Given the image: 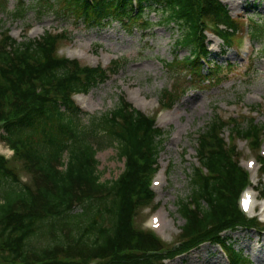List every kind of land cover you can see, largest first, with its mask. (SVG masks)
I'll return each instance as SVG.
<instances>
[{
  "label": "trees",
  "instance_id": "trees-1",
  "mask_svg": "<svg viewBox=\"0 0 264 264\" xmlns=\"http://www.w3.org/2000/svg\"><path fill=\"white\" fill-rule=\"evenodd\" d=\"M7 3L0 0V7L6 9ZM17 3L14 16L23 18L30 6L26 0ZM37 5L41 16L54 12L90 29L118 23L128 33L153 29L151 14H163L158 24L177 27V48L190 50L167 63L175 79L162 97L168 108L190 88H203L197 83L221 84L235 68L229 61L209 59L210 29L227 48L241 29L219 0H40ZM259 19L248 23L251 40L264 38V17ZM2 35L0 132L32 183L23 184L0 156V264H164L204 244L218 245L229 264H253L224 236L240 228L264 230L239 207L250 174L238 162L237 146L225 141V131L257 149L264 142L263 125L255 118L211 119L198 138L192 192L178 205L185 222L180 241L166 248L151 232L134 226L139 208L156 197L151 180L164 148L163 130L124 99L112 111L88 116L84 125L73 101L74 94L88 93L118 73L120 61L108 70L57 58L66 34L45 32L25 43L5 31ZM108 145L116 146L125 169L116 180L102 182L96 156ZM78 207L82 212L76 214Z\"/></svg>",
  "mask_w": 264,
  "mask_h": 264
},
{
  "label": "rangeland",
  "instance_id": "rangeland-1",
  "mask_svg": "<svg viewBox=\"0 0 264 264\" xmlns=\"http://www.w3.org/2000/svg\"><path fill=\"white\" fill-rule=\"evenodd\" d=\"M38 1L26 0L30 6L28 12L23 18H16L14 11L18 7V0H8L6 9L0 7L2 32L5 31L19 43H25L28 39L38 40L45 32L66 34L67 38L59 44V54L79 61L81 67L100 65L109 70L114 67L115 61H120L122 66L119 72L106 83L97 85L88 93L75 95L73 100L83 113L80 116L84 125L89 121L88 116H101L112 111L122 99L149 118H156L158 127L164 132V136L160 137L164 148L160 154L159 167L161 172H165V180L153 187L156 199L148 208L138 211L135 227L152 230L150 218L153 213L161 212L169 224L167 234L163 236L167 243L165 247L176 246L185 223L178 212V205L181 200L188 199L192 192L190 179L193 169L199 165L197 150L200 133L217 116L223 119L236 117L238 122L255 118L257 123L264 126V38L250 40L248 27L251 19L264 17V0H223L241 29L232 41L231 48H227L213 32H208L209 59L212 63L224 65L229 61L235 68L228 77L221 79V84L205 87L197 83L203 88L187 90L171 111L165 110L166 106L162 102L163 94L171 90L175 80L167 63L176 57L188 56L190 50L177 48L176 42L181 35L177 27L158 24L163 14H151V20L156 23L153 29L128 33L118 23L102 29H90L54 12L41 16ZM76 52H82L83 55L77 57ZM254 107L257 109L253 110ZM167 116L173 118L169 120ZM246 125L244 122L243 126ZM2 134L4 136L5 132L1 131ZM225 138L228 144L237 146L239 161L245 169H248L249 160H257L255 169L251 171L252 188L256 189L254 196H259L255 206L257 212L261 213L260 220H264V199L260 200L264 192V177L262 173L260 175L259 153L250 148L249 143L229 137L226 131ZM263 152L264 142L260 154L263 155ZM0 154L9 159L10 168L24 183H30L31 175L25 164L16 157L12 158L11 150L2 140ZM96 158L100 164L102 182L116 180L125 169L124 159L119 158L114 145L101 148ZM76 209V214L82 212L81 207ZM224 236L253 264H264V231L240 228ZM198 249L202 252L194 253ZM198 249L164 263L229 264L218 245L204 244Z\"/></svg>",
  "mask_w": 264,
  "mask_h": 264
},
{
  "label": "bare ground",
  "instance_id": "bare-ground-1",
  "mask_svg": "<svg viewBox=\"0 0 264 264\" xmlns=\"http://www.w3.org/2000/svg\"><path fill=\"white\" fill-rule=\"evenodd\" d=\"M76 54H77L78 56H82V52H77ZM84 108L86 109V107H84ZM172 118H173L172 116H167V119H169V120L172 119ZM163 177H164V175H161L160 179L163 180ZM256 199H258L257 196H255V197L253 198V203H254V201H255ZM252 209H253L254 211H256L257 207H254V206L252 205ZM252 209H251V210H252ZM153 218H154V219H153ZM153 218H152V223H153V221H154L155 228H156L158 231H164V230L169 226L166 217L163 216L162 214L155 215ZM201 252H202V250H201V249H198V250H196L194 253H196V254H200Z\"/></svg>",
  "mask_w": 264,
  "mask_h": 264
},
{
  "label": "snow or ice",
  "instance_id": "snow-or-ice-1",
  "mask_svg": "<svg viewBox=\"0 0 264 264\" xmlns=\"http://www.w3.org/2000/svg\"><path fill=\"white\" fill-rule=\"evenodd\" d=\"M248 203H249V201L246 200V201H245V206H246V207L248 206Z\"/></svg>",
  "mask_w": 264,
  "mask_h": 264
}]
</instances>
